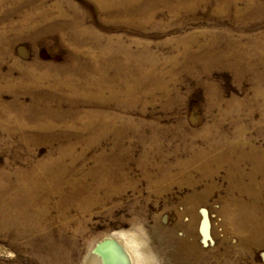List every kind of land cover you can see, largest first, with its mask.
<instances>
[{
  "label": "rangeland",
  "instance_id": "obj_1",
  "mask_svg": "<svg viewBox=\"0 0 264 264\" xmlns=\"http://www.w3.org/2000/svg\"><path fill=\"white\" fill-rule=\"evenodd\" d=\"M105 2L115 0H0V120L5 122L0 125V172L28 171L66 148L63 160L74 163L75 176L95 167L101 176L108 168L111 173L104 175L116 174L122 182L119 193H111L101 207L81 218L72 210L77 223L62 233L56 230L60 219L54 229L26 234L18 230L22 221L15 227L0 218V264H86L90 251L99 252L114 235L134 236L149 264H264V4L185 0L187 9L173 15L162 0H149L152 21L132 17L131 22L126 14L144 9L142 0V8L128 13L102 6ZM60 13L91 32L83 44L68 40L66 30H50L40 17L48 14L60 23ZM33 23L41 25L28 30ZM97 36L101 47L118 39L139 54L148 49L157 59L155 68L143 65L153 74L140 83L148 93L122 114L129 126L101 136L58 127L46 138L16 130L20 109L34 114L47 106L73 114L95 108L62 94L47 99L46 86L29 91L24 73L30 68L37 76L47 68L67 74L77 66L97 77L88 69L107 63L94 45ZM182 40L193 51L213 44L211 56L181 58ZM107 73L110 80L115 77L114 70ZM104 111L115 114V103L107 102ZM227 145L257 158L241 164L246 185L253 166L262 167L251 191L232 192L226 167L209 164L215 171L207 179L208 172H201ZM194 154L198 158L184 165ZM168 171L182 185L162 181ZM193 194L197 201L191 209Z\"/></svg>",
  "mask_w": 264,
  "mask_h": 264
},
{
  "label": "bare ground",
  "instance_id": "obj_2",
  "mask_svg": "<svg viewBox=\"0 0 264 264\" xmlns=\"http://www.w3.org/2000/svg\"><path fill=\"white\" fill-rule=\"evenodd\" d=\"M148 1L142 0V5L145 4L144 9L140 6L141 4L138 3V0H115V2L111 3H102V6H113L126 13L131 12L134 8L141 7L142 9L137 12L139 15H134V12L126 15L131 18V22L136 20L132 17H141L143 21L150 22L154 17V8L149 5ZM237 1L229 0V3L234 5ZM245 1L249 7L255 6V0ZM259 1L261 5L258 4L259 6L255 8L263 6L264 0ZM162 2L164 8L169 9L173 15H177L187 9L185 0H162ZM58 16L60 17V23L50 21L52 17L48 14H40V17L44 20L43 24L49 26L50 30H66L64 32L68 40L73 41L76 45L83 44L85 36L91 32L82 27L80 20H66L64 18L66 14L64 13H60ZM40 25L33 23L27 29H34ZM95 40V47L99 46L101 51L107 56V63H97L88 69L91 72L95 71L97 77L94 73L84 74L77 66H73L70 71L72 73L69 72L70 74L65 73L66 69H59L54 72L47 68L41 69L37 76L30 68L26 69L24 73V79L27 81L25 89L29 91L46 86L50 89L48 96L45 93L47 99L54 100L56 95L62 94L75 100L78 105L93 106L95 108L88 111H75L73 114L57 112L47 106L36 109L34 114L30 109H20L15 114L16 119H14L16 123L13 127L16 130L23 131V133L33 131L39 133L42 136L41 138H46L50 137L51 132L58 127L74 128L77 132L83 133L96 132L101 136L109 130L116 132L129 126V122L122 114L128 112L136 102H139L141 95L148 93V89H141L140 83L153 74L149 71L147 72L143 65H147L150 62L155 68L157 59L149 55L148 49L139 54L132 51L129 45H125L118 39L115 41L110 39L106 47L99 45L100 36L95 37ZM181 46V58L197 60L202 56H211L209 50L212 49L213 44L200 46L197 51H193L185 40H182ZM75 58H77V55ZM169 59L168 61L173 60V58ZM168 61L166 60V63ZM74 64H77L75 59ZM108 69L114 70L115 77L111 80L108 78ZM105 94H108V96H105ZM34 99H36V95H34ZM109 101L115 103L116 113L113 115H109L104 111ZM96 107L99 109H96ZM119 121L122 123H120L121 126L115 127V123ZM2 123L5 122L0 120V125H4ZM235 150H238L239 153L235 159H232L231 156L236 154ZM67 151L68 149L65 148L63 151L58 152L59 155L56 158L48 156V158L42 160L28 171L16 169L13 172H0V218L3 223L19 227L18 224L22 221L18 230L26 234H35L54 229L56 226L55 222L60 219L63 223L60 225L61 227L55 229L58 233H62L65 228L77 223L78 218L83 217L92 208L101 207L110 198L111 193H119L122 182L120 179H114L116 174L112 178L105 176V173H111L108 168L102 169L101 176L95 175L96 167L81 177L75 176L74 163L71 162L66 165L63 160ZM197 158L198 155L194 154L188 158L189 161L187 160L184 165H190ZM255 159L257 160V158ZM255 159L253 155H249L248 152L245 153L242 148L240 149L235 145H227V150L212 158L209 163L201 168V172H208L204 176L207 179L215 171L210 169L211 166H216L217 168L226 167L230 190L232 192L237 191V193L247 192L250 190V185L253 184V176L263 169L260 165H254L248 176V179L252 181L246 185L244 180L246 179V174L241 169V164L247 160H251L254 163ZM182 166L180 162L177 168L179 169ZM117 173L119 174V171ZM172 179H174L173 175L168 171L161 180L169 181V186L172 183L177 186L182 185L180 179ZM114 181H119V184H114ZM189 183L190 185L193 184L190 181ZM100 194L102 197H100ZM192 196V202L194 203L197 201H195L196 195L193 194ZM17 202L19 203L18 205ZM236 203H239L240 207H244L242 206V201L238 200ZM194 206L195 203L191 209ZM72 210L79 216L77 219L70 215ZM257 228L258 232H260L259 224H257ZM140 249L141 243H138L134 236L114 235L99 252L90 251L86 264H149V259L141 255Z\"/></svg>",
  "mask_w": 264,
  "mask_h": 264
}]
</instances>
